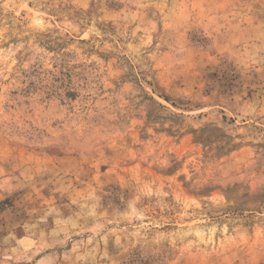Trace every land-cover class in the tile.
<instances>
[{
	"label": "rangeland",
	"instance_id": "1",
	"mask_svg": "<svg viewBox=\"0 0 264 264\" xmlns=\"http://www.w3.org/2000/svg\"><path fill=\"white\" fill-rule=\"evenodd\" d=\"M0 264H264V0H0Z\"/></svg>",
	"mask_w": 264,
	"mask_h": 264
}]
</instances>
